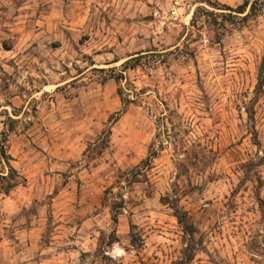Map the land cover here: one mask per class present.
Instances as JSON below:
<instances>
[{
	"label": "rangeland",
	"instance_id": "374dc122",
	"mask_svg": "<svg viewBox=\"0 0 264 264\" xmlns=\"http://www.w3.org/2000/svg\"><path fill=\"white\" fill-rule=\"evenodd\" d=\"M263 56L264 0H0V264H264Z\"/></svg>",
	"mask_w": 264,
	"mask_h": 264
},
{
	"label": "trees",
	"instance_id": "16d2710c",
	"mask_svg": "<svg viewBox=\"0 0 264 264\" xmlns=\"http://www.w3.org/2000/svg\"><path fill=\"white\" fill-rule=\"evenodd\" d=\"M242 11L241 13H243ZM127 64L130 63V60L126 62ZM264 85V56L262 59V64L260 67V73H259V88L263 87ZM119 95L122 99V103L124 105L123 110L119 111L115 117V121L119 120V117L123 114L126 113L127 108L129 104H132L133 101L130 99L124 97L123 95V90L119 89ZM111 130L108 131V134L110 136ZM109 136H106L107 139L104 140L103 144L108 147L109 144ZM157 157L156 151L150 152L149 156L142 161V165L146 169H150L153 160ZM0 159L7 165L8 168V173L0 172V194H6L8 195L15 187L19 186L21 184L20 181L17 180V178H21L20 175L18 174V171L10 165V161L12 160V157L7 153L6 147L4 145H0ZM121 203H113L112 205V212H113V217L114 221L117 223L118 222V211L120 208H122ZM172 208L175 211V216L178 219L179 224L184 228V231L187 235L191 237L193 240L195 237V229L194 225L192 223L191 218L189 217L188 213L185 211H182L179 209L177 204L172 203ZM188 254L187 258L188 260L193 259V249L194 247L191 246V244L188 246Z\"/></svg>",
	"mask_w": 264,
	"mask_h": 264
}]
</instances>
